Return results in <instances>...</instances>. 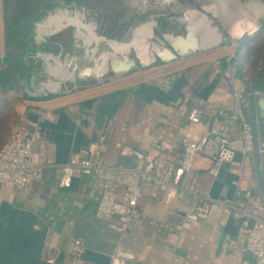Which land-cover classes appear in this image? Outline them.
<instances>
[{"label": "crops", "instance_id": "crops-1", "mask_svg": "<svg viewBox=\"0 0 264 264\" xmlns=\"http://www.w3.org/2000/svg\"><path fill=\"white\" fill-rule=\"evenodd\" d=\"M50 1L0 0V150L24 116L35 149L49 165L29 190L0 186V264H111L119 246L135 255L128 264H255L244 250L246 238L235 215L223 224V213L213 209L208 220L176 231L192 207L191 196L167 206L163 193L145 186L141 219L121 235L96 216L103 189L95 177L77 178L71 187L59 188L61 166L92 147L105 163L132 167L136 162L124 157L123 149L146 152L158 143L165 147L168 165L177 169L183 139L208 132L218 115L216 105L227 93L223 72L234 51L223 47L194 54L130 72L120 83L77 86L69 93L72 81L61 88L68 93L36 98L29 82L41 71L50 37L40 31L54 27L51 21L58 13L44 9ZM38 25L44 27L37 30ZM240 78L256 147L247 157L238 155L233 165H218L216 177L209 174L213 163L197 157L187 184L195 181L203 197L233 199L239 182L264 199V119L258 107L264 94L256 95L242 73ZM195 109L200 112L196 124L189 119ZM112 222L120 224L118 218ZM77 241L84 249L80 259L73 255Z\"/></svg>", "mask_w": 264, "mask_h": 264}, {"label": "built area", "instance_id": "built-area-1", "mask_svg": "<svg viewBox=\"0 0 264 264\" xmlns=\"http://www.w3.org/2000/svg\"><path fill=\"white\" fill-rule=\"evenodd\" d=\"M233 46L236 51L228 57L223 72L227 83L226 98L216 105L218 115L213 119L208 132L198 137L189 135L183 139V155L177 169L174 170L168 165L165 147L158 143L152 144L146 152L123 149L122 155L136 162L132 167L105 163L95 156L96 149L92 147L83 151L81 157L61 166L63 174L59 188L71 187L77 178L95 177L103 189L96 216L100 221L107 223L111 230L121 235L141 219L139 204L145 186L149 185L153 192L163 193L167 206L191 196L192 207L184 215L183 222L176 227L178 233L208 220L213 209L223 213V224L235 215L240 219V234L246 238L245 252L253 257L255 264H264L263 197L251 189H243L239 182L236 183L235 196L230 200L203 197L197 192L195 181L187 184V176L193 172L197 157L202 156L213 163L209 174L216 177L218 165H233L238 155L247 157L255 150L257 138L247 116V96L240 78V56L237 53L239 44ZM122 78L123 75L114 74L111 78L98 82L99 85L116 83ZM76 87L68 92L71 93ZM222 118L225 121H222ZM189 119L195 124L200 123L199 110H193ZM27 125V119L20 116L11 128L8 142L0 150L2 187L18 191L29 190L42 179L45 169L49 166L43 162L41 154L35 149V138ZM234 128L238 129L237 135L233 134ZM260 153L264 160V143ZM114 218H118L120 224L113 223ZM230 245L238 248L237 242H231ZM83 253L82 243L75 242L74 257L80 259ZM134 260L133 253L119 246L112 255L111 264H128Z\"/></svg>", "mask_w": 264, "mask_h": 264}, {"label": "rangeland", "instance_id": "rangeland-1", "mask_svg": "<svg viewBox=\"0 0 264 264\" xmlns=\"http://www.w3.org/2000/svg\"><path fill=\"white\" fill-rule=\"evenodd\" d=\"M221 1H227L229 5L234 7L233 9L238 10V8H244V10L247 11L249 8L255 7L259 3L264 4V2L259 0ZM200 5L201 3L198 0H52L48 4V7L44 9H51L58 13H56V18L51 21L52 23L50 25H54L55 28H43L40 31V33H43V35L50 36L49 39L47 38L49 44L46 52L43 53V58L45 59L44 61L46 63H44V61L41 63V71L45 70V67L48 63H58L63 66L66 72L72 76L71 78L67 79L66 82H63V89L67 88L69 83H71L75 77L78 78L77 86H83L98 85L99 80L103 81L105 79L111 78L112 75H114L111 70L110 63L111 61H117L116 59L111 61L91 60L96 56H98L97 58L99 59L100 54H102L106 48V43H101L99 46L92 45L89 48L90 50L87 54L85 46L90 45L88 40L97 39L95 34L80 30L78 31V38L77 31L70 27H67L60 32H55V29L59 28L61 25L60 19L62 16L68 15L69 18H73L77 21L83 20L84 24L86 23V25L94 26L95 32L99 36L107 38L108 41L116 42H123L126 39H129L133 31L132 29L138 28L141 23L154 20L158 25L154 30L155 39L153 42L156 45H161L167 52L165 47L168 46L163 36L170 35V38H168L173 39L171 35H184L186 33V25L179 22L180 18L183 17L184 13L188 14L189 19H193V14L195 13L201 14L202 12L197 10L198 8L200 9ZM201 6L203 8V5ZM23 19L24 18H22V20ZM215 21L217 22L218 20ZM260 26L261 30L263 31L261 32L263 33L262 36L255 38V36L260 32L259 31L254 35H246L239 41H234L232 38H230V36L225 34V43L221 47L228 49V52H231L232 50L236 51L233 45L237 43L239 44L238 47L240 48V45L243 42H246V40L249 41V39H254L248 43L247 48H243V53L249 54L246 55L247 58L243 64V77L248 82V84L251 85L253 84L252 78H255L257 74L261 73L264 69V18L260 20ZM40 27H44V25H38L37 30ZM252 48L253 51L250 52L249 50ZM131 57L138 63L139 69L134 70L137 72L162 64V62L159 61L157 57H154L153 61H143L145 63L144 65L140 64V61L135 53H132ZM77 65L79 66L80 71L78 70L75 72L73 68ZM107 67H109V69H107ZM87 69L90 73L92 72L95 75L90 76L91 78L88 80H82L81 77L84 76L85 70ZM54 77L56 79L57 76ZM123 77L124 78L121 80L116 81V83H120L122 80H127V74H124ZM56 83L48 84L43 82L38 87L42 89L44 88V85H46L55 87V90H57ZM20 100H22V98L17 101Z\"/></svg>", "mask_w": 264, "mask_h": 264}, {"label": "bare ground", "instance_id": "bare-ground-1", "mask_svg": "<svg viewBox=\"0 0 264 264\" xmlns=\"http://www.w3.org/2000/svg\"><path fill=\"white\" fill-rule=\"evenodd\" d=\"M201 5H203L204 10H206L208 13H211L213 17L216 20L221 21V23L224 25V27L227 29V31L230 34V38H232L234 41H239L243 36L246 34L254 35L260 31V20L264 18V4H257L255 7L249 8L248 11L244 10V8H238V10L233 9L234 7L229 5L227 1L222 2L221 0H198ZM240 2V1H239ZM200 13L193 14V18L200 19L202 21V17ZM64 21H63V20ZM61 25L60 27H65L66 25L75 24L79 26L81 31H86L95 34V27L86 25L82 26L77 20L73 18H69L68 15L62 16ZM190 20V19H189ZM157 22L152 20L148 22L141 23L140 26L136 29H132L131 36L129 39H126L123 42H116V41H109V43L106 44V48L100 54L99 59L96 57H93L94 61H100V60H127L131 59L130 55L132 53H135L139 55V57L145 61H153L154 55H157V53L165 54V50L161 45H156L153 40L155 39L154 30L157 27ZM127 28V27H126ZM133 28V27H132ZM129 31V30H128ZM229 38V37H228ZM172 43H174L175 40L170 39ZM89 46H85L87 54L89 52V48L92 45L99 46L102 42L98 39L94 40H88ZM98 51V50H97ZM96 51V52H97ZM79 56V55H78ZM88 57V55H87ZM85 59V58H84ZM116 61H111L110 65ZM60 68H57L56 71H52V80L46 81L38 78V80L35 82V88L37 94H43L46 90H51V87L44 85V88L40 89L38 87L41 83L46 82L48 84H54L56 83V91H63L62 84L63 82H66L67 79L71 78L72 76L68 74L63 66L58 65ZM112 67V66H110ZM72 73V72H70ZM94 73H90L89 70H85L84 76L81 77L84 80H88L91 77L94 76ZM54 76H57L56 79ZM74 76V73H73ZM97 76V75H96ZM78 78H74V80H77ZM73 80V81H74ZM74 88V86H73Z\"/></svg>", "mask_w": 264, "mask_h": 264}, {"label": "water", "instance_id": "water-1", "mask_svg": "<svg viewBox=\"0 0 264 264\" xmlns=\"http://www.w3.org/2000/svg\"><path fill=\"white\" fill-rule=\"evenodd\" d=\"M259 1L264 2V0H259ZM201 8H202V6L200 5V9L198 8L197 10L202 12L201 13L203 15L201 17L202 21H200V19H198V17L189 20L188 14L184 13L183 17L180 18L179 22L186 25V28H185L186 33L184 35H178V36L171 35L173 40H175L174 43H172V41L169 39L170 35H164L163 38L166 41V44L168 46V47H165L167 49V52L165 54L157 53V55L154 57H157L159 59V61H161L162 63H171V62L177 61L181 58H185L187 56L213 51V50L219 49L223 46V44L225 43L224 39L226 38V35L230 36L229 32L224 27V25L221 23V21L218 20L216 22L215 21L216 19L213 18V15H211V13H208L206 10H204L203 8L201 9ZM195 12H196V9H195ZM61 16H59V17H61ZM76 23H79L82 26L85 25L83 23V20H80V21L78 20V22H76ZM67 27L74 28L77 31V36H78V31H80V28H79V26H77L75 24H70V25L68 24L65 27L63 26L60 28H56L55 32H60L64 29H66ZM54 28H55V26H54ZM259 29H261V26ZM55 32H54V34H55ZM95 35H96V38L98 40H100L102 43H106V44L109 43L107 38L99 36L96 32H95ZM246 35L250 36L249 34H246ZM78 38H79V36H78ZM136 56L139 59L140 64L144 65L145 61L143 62V60L139 57L138 54H136ZM130 58L131 59H127V60L124 59L122 61L117 60L116 62H113L110 65V66H112L111 67L112 72L115 75H124V74H128V73H130L136 69H139L137 61L132 59V57H130ZM50 61H52V60H50ZM51 64L52 63H48L46 65L44 71H40V72H38V74L33 75L31 77V80L29 82L30 88L35 89V82L38 80V78L41 79V81L52 80V76H51L52 71H56L57 68L61 69V67L58 66V65H60L58 63H54L52 65ZM73 69L75 70V72H77L78 70L80 71L78 65L75 66ZM107 69H109V67H107ZM82 80H84V79H82ZM73 83L75 86H77L78 85V79L74 80ZM65 93H67V91L66 92H63V91L53 92L50 90H46L43 94L34 93L32 95L36 98H40L46 94L63 95ZM258 107L260 109V114H259L260 118L264 119V96H260V99L258 102Z\"/></svg>", "mask_w": 264, "mask_h": 264}, {"label": "trees", "instance_id": "trees-1", "mask_svg": "<svg viewBox=\"0 0 264 264\" xmlns=\"http://www.w3.org/2000/svg\"><path fill=\"white\" fill-rule=\"evenodd\" d=\"M263 32L261 29H260V32L255 36V38L257 37H260L263 35ZM252 40L254 39H249L246 40V42H243L241 45H240V48L238 49V56H240V73H242L243 75V64L244 62L246 61V55L248 53H243V48H247V45L249 42H251ZM250 52L253 51V48L249 50ZM249 55V54H248ZM252 86H253V90L255 91V93L257 92L256 95H258V93H263L264 94V69L261 73L257 74V76L255 78H252Z\"/></svg>", "mask_w": 264, "mask_h": 264}]
</instances>
